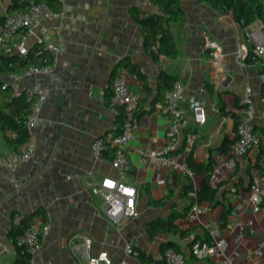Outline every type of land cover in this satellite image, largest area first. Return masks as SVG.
Segmentation results:
<instances>
[{
  "label": "crops",
  "instance_id": "0c3cea01",
  "mask_svg": "<svg viewBox=\"0 0 264 264\" xmlns=\"http://www.w3.org/2000/svg\"><path fill=\"white\" fill-rule=\"evenodd\" d=\"M13 1L0 0V13L9 12ZM54 5L62 16L42 22L45 38L60 46L57 52L49 51L54 58L52 72L20 82H11L5 76L16 94L41 84L47 101L40 124L33 130L34 153L16 169L1 162L15 152L9 143L15 132L0 128V264H15L17 249L11 230L19 221L15 214L21 217L27 213L36 214L35 218L50 226L32 264H82L69 245L70 237L80 232L91 236L94 252L107 251L116 263L141 264L134 251L129 252L135 246L158 260L163 255L162 244L171 241L186 254L189 264H208L197 263L190 249L195 240L209 238L201 219L211 218L221 225L222 204L211 207L208 202L202 203L209 211L195 222L185 217L176 219L185 235L167 232L152 239L148 230L154 221L167 219L174 210L183 212L190 205L181 195L184 180H175L166 166L145 164L141 156L144 151L162 150L166 144L170 118L165 96L158 98L163 72L177 76L185 85V96L194 95L206 108L207 121L198 125L191 106L185 103L191 123L180 135L178 156L187 162L190 154L200 163L214 161L217 180L211 179V184L225 182L219 195L233 206L229 222L255 223L257 233L241 241L235 239L236 230L221 229L228 244L227 255L235 260L247 258L264 235V215L253 211L250 194L253 179L263 173L249 169L244 157L235 154L234 146L228 153L219 148L226 136L237 135L234 114L239 120L243 108L237 106V97L241 98L247 87L252 88L253 124L264 140L261 70L236 56L246 29L263 23L256 21L243 29L232 13L223 14L201 0H182L186 18L170 22L178 54L173 58L162 56L156 62L132 14L133 10H140L144 16L156 12L152 0H55ZM206 35L222 44L223 59L216 61L206 49ZM38 36L40 28L30 36L31 46ZM124 60L141 66L151 90L147 92L144 82L128 66H122L120 74L142 100L138 128L128 144L130 163L123 174L139 190V214L126 217L118 227L105 213L104 199L93 192V186L103 177L119 178L120 174L112 158L96 156L91 145L94 139L117 134L123 127L121 106L114 104L112 97L113 74ZM197 132L200 136L190 143L189 136ZM259 151L256 148L247 156L249 162H255ZM231 158L237 161L234 169L228 166ZM191 176L195 187L201 188L204 177L196 172ZM170 191L173 197L164 206L152 204V199L160 200Z\"/></svg>",
  "mask_w": 264,
  "mask_h": 264
},
{
  "label": "built area",
  "instance_id": "2783aa9c",
  "mask_svg": "<svg viewBox=\"0 0 264 264\" xmlns=\"http://www.w3.org/2000/svg\"><path fill=\"white\" fill-rule=\"evenodd\" d=\"M62 11L55 10L46 1L30 0L27 9L7 15L5 22L0 25V51L7 55L18 54L22 57L28 55L30 50V36L35 34L36 28H40L38 41L44 44L48 51L57 52L60 46L45 38L46 28L42 25L43 20L60 18ZM249 27V26H248ZM205 47L212 57L219 61L224 58V48L216 39L206 35ZM237 59L246 64L260 68L261 77L264 81V26L246 29L236 52ZM53 65L40 66L30 65L20 73H9L11 82L34 77L39 74L52 72ZM5 82V86L10 83ZM252 88L247 87L241 97L243 106L240 118L236 126L237 142L234 145L235 154L244 157V164L249 163L248 155L259 148L262 141L253 124L254 108L251 102ZM169 113V122L166 129V144L162 150H148L141 153L145 164H160L172 171L179 173L194 172L186 160L178 156V144L182 132L190 126L191 119L185 103L188 102L193 112V120L202 125L207 121V111L194 95L185 96V85L182 81H176L174 86L164 93ZM26 97L31 101V112L28 116L27 127L31 138L21 152H14L9 157L2 158V164L16 169L22 162L29 160L35 149L32 134L35 127L40 124L41 112L47 101V92L39 83L34 84L26 90ZM113 103L123 106L125 109V121L121 131L107 137H98L92 142L91 148L98 157L103 156L106 150H113L112 165L119 171V178L106 176L93 186V192L104 199V211L114 224L118 227L126 217H136L138 209V188L124 179V171L130 163L128 144L132 141L138 128L137 113L140 107V93L132 88L127 78L120 74L113 82ZM197 132L189 136V142L199 137ZM237 161L231 158L228 166L234 169ZM211 179L217 180L216 174ZM253 211L264 215V174L253 179L250 187ZM209 209L200 203H193L187 210L185 218L190 222L201 219ZM20 219L19 214H15ZM208 232V239H197L192 243L190 253L197 263L208 262V264H264V235L252 253L244 260H235L227 255L228 244L222 236V228L211 218L201 219ZM237 231L236 241L243 240L246 236L257 233L255 223L252 220L230 221L228 226ZM49 224L43 223L40 218H35L33 224L24 234L17 238L18 244L25 245L32 256L37 254L42 246V238L48 234ZM69 245L74 254L82 264H128L126 261L116 263L107 251L94 252L93 239L85 233H75L69 239ZM132 249L129 248V252ZM135 253V252H134ZM136 254V253H135ZM144 264V263H141ZM154 264H189L186 254L174 246L167 247L160 262Z\"/></svg>",
  "mask_w": 264,
  "mask_h": 264
},
{
  "label": "trees",
  "instance_id": "16d2710c",
  "mask_svg": "<svg viewBox=\"0 0 264 264\" xmlns=\"http://www.w3.org/2000/svg\"><path fill=\"white\" fill-rule=\"evenodd\" d=\"M30 0H14L9 12L0 13V25H2L7 15L16 13L17 11L27 9ZM35 1H46L55 10V0H35ZM204 4L209 5L221 13H232L235 20L241 25L243 29L254 24L256 21H261L264 25V0H201ZM154 2L157 11L144 16L140 10H133L132 14L138 22L140 29L144 36V43L151 56L156 62H159L162 56L176 57L178 54L176 41L171 30L170 22L172 20L185 19L186 12L182 6V0H152ZM49 66L54 65V58L45 48L44 44L37 42L35 45L30 47L27 56L22 57L18 54L7 55L0 51V128L9 129L15 132V136L9 140L11 146L14 147L15 152L23 151L24 146L28 143L31 138V133L27 127L28 116L31 112V101L27 99L26 92L16 94L13 86L9 83L5 86V76L9 73H20L30 65ZM128 66V70L137 75L139 79L144 82V87L149 92L150 85L148 82L147 74L141 68V66L135 62H128L124 60L119 64L113 77L119 76L122 66ZM179 78L175 75H171L168 72H163L160 76L159 84V95L158 98L164 96L166 90L171 89L175 82ZM264 94V84H263ZM140 99V103H141ZM240 97H237V106L242 108L240 105ZM120 106V105H119ZM121 110V122L125 121V109L123 106ZM139 116V110L137 117ZM236 122H238V116L234 114ZM118 131H121L119 129ZM117 131V132H118ZM256 131V130H255ZM257 133V132H256ZM237 135L232 138L226 136L220 145V151L222 153H228L230 149L237 142ZM259 145V153L256 157L255 162H249L246 166L249 169L257 168L264 174V140ZM113 150H106L103 152V156L113 158ZM189 167L193 172L199 173L204 177L201 188H196L192 176L188 173H179L173 171L171 175L175 180H184L182 189V197L188 198L190 204L193 203H204L208 202L211 207H215L219 204L223 205V210L220 216L221 228L227 227L229 224V218L233 212V206L226 203L221 197V187L225 185V182H220L216 186L211 184V177L214 173L215 163L211 160L209 163L198 162L194 159L193 154L188 157ZM237 167V165H236ZM173 193L170 191L169 194L164 196L160 200L152 199L151 202L157 207L164 206L170 199H172ZM189 207L186 208V210ZM185 211L174 210L173 214L165 218H160L149 225V232L152 239H155L159 234L169 233H181L185 235L184 229H182L177 223L176 219L185 217ZM36 214H23L19 221L14 224L11 230V236L17 249V259L15 264H32L33 256L28 251L25 245L18 244L17 238L24 234L25 231L33 224ZM45 217V214H44ZM174 246L178 250H181L175 243L169 241L164 242L161 246V250ZM132 250L136 253L139 260L144 264H154L160 262V259L154 260V258L148 255L142 248L135 246Z\"/></svg>",
  "mask_w": 264,
  "mask_h": 264
},
{
  "label": "water",
  "instance_id": "95a60500",
  "mask_svg": "<svg viewBox=\"0 0 264 264\" xmlns=\"http://www.w3.org/2000/svg\"><path fill=\"white\" fill-rule=\"evenodd\" d=\"M190 206H191V204L188 207H190Z\"/></svg>",
  "mask_w": 264,
  "mask_h": 264
}]
</instances>
